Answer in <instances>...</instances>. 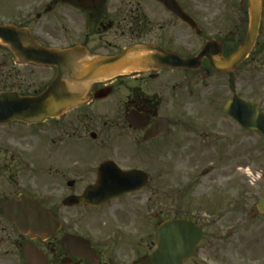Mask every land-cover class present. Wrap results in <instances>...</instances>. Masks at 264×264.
<instances>
[{
    "label": "flooded vegetation",
    "instance_id": "obj_1",
    "mask_svg": "<svg viewBox=\"0 0 264 264\" xmlns=\"http://www.w3.org/2000/svg\"><path fill=\"white\" fill-rule=\"evenodd\" d=\"M129 1L131 37L181 57L197 55L208 41L219 43L222 57H227L248 33L249 0H166L170 7L175 6V1L184 17L170 11L161 0ZM121 4L120 0H39L35 22L41 21L39 26L51 24V17L46 20L48 14L68 12L67 21L82 26V44L88 48L87 36L97 30L122 32L123 20L117 13ZM258 4L252 48L236 69L253 62L264 66V0H258ZM29 17L30 13L21 14L15 22L8 23L25 27ZM122 47L106 54H115ZM214 51L213 47L211 53ZM26 65L0 43V94H37L56 73L50 67V77L27 91L30 85L26 81ZM229 73L217 72L203 57L198 69L147 68L91 82L81 101L39 121L27 122L6 115L0 121V264H137L134 246L124 244L127 253L118 257L119 243L91 236L88 227L83 230L70 211L77 206L67 207L64 201L81 195L98 178L112 184L117 182L113 179L116 172L123 175L140 170L147 179L141 189L121 193L99 207L79 205L93 211L105 209L108 217L127 215L122 206L124 200L136 197L144 188L153 194V185L160 186L164 170H154L156 155L177 154L183 166L186 155L195 152L190 146L192 140L186 143L185 136L195 130L197 120L181 114L179 108L177 111L170 99H179L181 87L193 81L203 86V92L213 89L214 84L207 82L218 77L229 86ZM157 128L160 129L155 131ZM210 172L206 168L201 174ZM15 201L22 207L29 201L38 202L57 221L58 228L42 235L21 232L3 209V204ZM21 212V216L28 213ZM72 235L88 240L89 246L64 244V237Z\"/></svg>",
    "mask_w": 264,
    "mask_h": 264
},
{
    "label": "rangeland",
    "instance_id": "obj_2",
    "mask_svg": "<svg viewBox=\"0 0 264 264\" xmlns=\"http://www.w3.org/2000/svg\"><path fill=\"white\" fill-rule=\"evenodd\" d=\"M38 1L0 0V23L15 22L21 14L30 13L26 26L43 44L68 47L84 43L82 26L67 21L68 12L57 16L52 12L46 18L50 21L51 17V24L39 26L41 21L35 22L34 15ZM120 1L117 13L123 20L122 32L91 33L87 36L90 52L106 54L140 41L131 37L130 1ZM51 71L27 64L26 81L30 86L26 90L31 91L34 85L48 79ZM207 83L214 84L209 92H203V86L193 81L181 87L179 99H170L177 111L179 108L181 114L197 120L195 130L185 136V142L192 140L190 146L195 149L194 154L186 155L185 165L179 164L177 154L156 155L154 170H164L160 186L152 184L153 194L144 188L136 197L124 200L122 206L127 215L108 217L105 209L93 211L85 206L70 210L83 230L90 229L91 236L119 243L118 257L127 253L124 244H131L137 264H143L141 257L155 246L153 235L158 224L170 217H185L204 231L194 258L185 264H264V214L256 210V203L264 194V139L242 129L223 112L225 102L233 94L264 111V66L260 62L241 64L229 73V86L221 77ZM205 168L211 172L202 175Z\"/></svg>",
    "mask_w": 264,
    "mask_h": 264
},
{
    "label": "water",
    "instance_id": "obj_3",
    "mask_svg": "<svg viewBox=\"0 0 264 264\" xmlns=\"http://www.w3.org/2000/svg\"><path fill=\"white\" fill-rule=\"evenodd\" d=\"M169 4L166 0H162ZM175 4V3H174ZM168 6V5H167ZM175 6H177L175 4ZM170 7V6H168ZM177 15H181L178 7H170ZM259 14L258 0H249V27L246 38L228 57L222 58L219 43L213 41L205 44L197 56L181 58L151 44H134L122 49L115 55H87L82 46L66 49L52 48L40 45L26 28L15 26H0V41L8 45L18 59L26 63L54 66L56 75L47 87L37 95L19 96L16 93L0 94V121L6 115L21 118L28 122L39 121L46 116L54 115L61 109L82 99L91 81L111 78L125 73V70L135 71L147 68L188 67L197 69L203 56H207L210 65L218 72L234 69L249 53L253 45ZM215 51L211 53V49ZM225 112L237 123L247 129L264 136V113L252 102H247L233 95L224 106ZM131 121H134L131 118ZM134 177L133 173H125L124 188L118 185L108 186L98 183L96 187L87 189L80 197H68V206L81 203L100 205L104 200L119 193L141 187L145 183L144 175ZM134 181L136 184L132 185ZM117 189V190H116ZM9 219L22 232L51 233L58 226L47 211L34 201L24 207L11 202L3 205ZM257 208L264 212V196L259 200ZM21 211H31L21 216ZM20 212V213H18ZM202 237V231L192 221L187 219H169L161 223L155 231L157 248L148 255L147 264H183L190 259ZM80 240V241H78ZM77 241V242H76ZM64 243L85 246L87 241L70 236Z\"/></svg>",
    "mask_w": 264,
    "mask_h": 264
},
{
    "label": "bare ground",
    "instance_id": "obj_4",
    "mask_svg": "<svg viewBox=\"0 0 264 264\" xmlns=\"http://www.w3.org/2000/svg\"><path fill=\"white\" fill-rule=\"evenodd\" d=\"M129 70H125L124 72H128ZM104 79V78H103Z\"/></svg>",
    "mask_w": 264,
    "mask_h": 264
}]
</instances>
